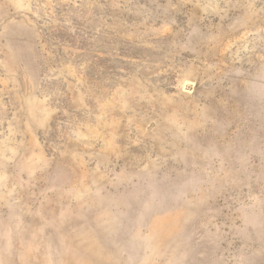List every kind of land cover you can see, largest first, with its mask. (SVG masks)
<instances>
[{
	"label": "rangeland",
	"instance_id": "1",
	"mask_svg": "<svg viewBox=\"0 0 264 264\" xmlns=\"http://www.w3.org/2000/svg\"><path fill=\"white\" fill-rule=\"evenodd\" d=\"M0 264H264V0H0Z\"/></svg>",
	"mask_w": 264,
	"mask_h": 264
}]
</instances>
